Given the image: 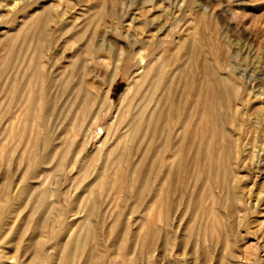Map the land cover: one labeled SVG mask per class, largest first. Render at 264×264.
Segmentation results:
<instances>
[{
    "label": "bare ground",
    "instance_id": "obj_1",
    "mask_svg": "<svg viewBox=\"0 0 264 264\" xmlns=\"http://www.w3.org/2000/svg\"><path fill=\"white\" fill-rule=\"evenodd\" d=\"M142 4L152 6L155 0ZM57 7L44 9L3 43L7 54L0 78L9 76L0 82L8 104L0 110V132L6 134V141L0 136V264L2 259L13 264H133L141 250L143 264H156L159 240L182 254H197L193 264H231L228 250L237 247L235 214L244 198L234 174L241 145L239 138H229L227 126L240 129L233 107L247 92L244 83L218 75L226 52L211 42L217 62L207 60L202 21L178 41L171 36L151 61L141 57V45L133 49L138 69L129 75L116 112L105 124L101 145L88 161H80L85 149L75 151L77 135L110 111L111 88L126 51L104 36L102 3L83 21H56ZM139 22L142 32L184 31H171L168 21ZM119 28L113 29L119 33ZM158 40H153L156 45ZM106 57L114 70L102 93L95 81ZM243 147L247 156V141ZM120 193L123 202L113 215ZM262 196L257 194L255 205ZM135 214L140 220H129ZM253 253L242 255L243 264L258 262L264 245Z\"/></svg>",
    "mask_w": 264,
    "mask_h": 264
},
{
    "label": "rangeland",
    "instance_id": "obj_2",
    "mask_svg": "<svg viewBox=\"0 0 264 264\" xmlns=\"http://www.w3.org/2000/svg\"><path fill=\"white\" fill-rule=\"evenodd\" d=\"M142 1L144 0H128L125 4H115L113 0H0V47L2 48L0 55H3L0 56V71L5 67L4 60L7 54V51H5L6 48L3 45L4 41L8 36H13L17 32V34H20L19 32L26 26L25 22L31 19L34 20L38 17L36 15L40 16V13L44 9L59 5L56 9L60 15L56 21H83L87 18L86 16L88 14L94 12V7L98 3L103 4L105 10L103 26H105H102L103 28L101 27V29L104 31V36L113 45H117L118 47L123 46L126 53L124 54L125 57L123 58L118 76L111 88V100H109L111 104L110 111H103L104 113H102L99 121H95L94 119L90 120L87 123L84 133L77 135L75 151H78L80 148L85 149L80 161H88L96 147L102 143L105 124L111 120L110 118L116 112L115 109L119 104L120 94L128 84L129 75H134L138 69L139 63L135 59V55H133V49H142L143 56L141 57H146V60L151 61L154 57L160 55L165 45L169 44L172 40L171 36H175L174 41H178L186 32H195L193 28L195 21H202V31L205 35L203 44L204 51L207 52V60L211 64L217 62L216 54L211 49V42L221 45V50L226 52V59L222 64L223 66L219 67L218 75L244 83V88L247 92L243 93L244 100L242 102H235L233 107L238 113L236 122L239 121L237 124L238 127L240 126V129L227 126L229 138H239L241 145L240 155L234 164V174L238 176L236 177L239 180L240 195L244 198L237 205L238 210H240L235 214L236 218L233 227L235 231L233 239L234 243L237 241L235 244L237 247L232 252L228 250V253H230L228 257H232L231 264H243L244 259L242 255H254V249L264 245V160L262 159L264 158V0H155V5L152 6L143 5ZM106 9L110 10L107 11ZM111 11H114V16L110 14ZM115 21L116 23H113ZM137 21H168L166 26L169 23V27L167 26V28L171 31L172 29L177 31L179 28H183L184 31L180 35L168 33L166 36L155 31L142 32L141 23ZM177 21H180V23H177L178 26L175 25ZM188 23L190 25H187ZM52 26L55 28V24H51ZM115 27H120L119 33L114 31L113 28ZM220 29H224V32L227 33L226 39H223L221 35L222 30ZM157 38L159 40L156 45ZM133 42L135 44L134 46ZM236 42L241 44L242 51H239V48H237L239 45H236ZM105 59L104 69L100 77L95 81L97 89L102 93L106 90L109 75L114 70L112 60L109 57ZM8 76L6 74L2 75L0 82H6ZM246 94L248 95L246 96ZM0 103V110L8 107L7 96L4 92H0ZM13 111H17L14 116L18 115L20 112L19 104L13 108ZM10 120H13V117L7 120L6 123H9ZM48 125L53 130L55 129L52 120L48 122ZM5 135V133L0 132L1 138L4 139ZM1 138L0 141L3 140ZM4 141L6 140L4 139ZM246 141L247 156L246 148L243 147ZM0 154V161H2L3 151ZM81 163L79 162V164ZM78 171L79 167L74 168L72 175L77 176ZM214 191L216 194L219 193V189H214ZM260 192L263 196L258 204L255 205L257 194ZM119 196L113 201L115 203V206L111 210L113 215L117 213L123 202V193H120ZM131 202L134 204L133 201ZM139 217L138 214L129 215V220L136 222L140 220ZM71 220L72 222L74 221V219L70 218V222ZM239 220H241V223ZM77 221H81V219ZM72 227H74L72 229H77L75 228V224ZM72 229L69 231V235L72 233ZM183 234L185 237L186 234ZM69 235L67 237L65 236L66 241L69 239ZM155 243H157L156 246ZM155 243L156 251H154L153 259L156 264H193L197 256V254H182L179 247L172 246L170 243L165 244L160 240ZM249 247L254 248L249 249ZM1 250L2 248H0ZM138 254L139 258L134 260L133 264L144 263L145 256L142 255V250ZM261 257L254 264H264V253ZM1 262L2 264H13L12 262L14 260L2 259ZM211 264H218V262L213 261Z\"/></svg>",
    "mask_w": 264,
    "mask_h": 264
}]
</instances>
